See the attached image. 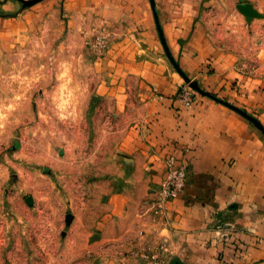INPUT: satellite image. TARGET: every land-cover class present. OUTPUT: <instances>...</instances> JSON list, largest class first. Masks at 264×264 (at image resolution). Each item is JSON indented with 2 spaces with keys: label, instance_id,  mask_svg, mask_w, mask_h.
I'll return each mask as SVG.
<instances>
[{
  "label": "crops",
  "instance_id": "crops-1",
  "mask_svg": "<svg viewBox=\"0 0 264 264\" xmlns=\"http://www.w3.org/2000/svg\"><path fill=\"white\" fill-rule=\"evenodd\" d=\"M241 3L260 16L235 14ZM154 5L180 70L264 128V59L249 61L239 41L264 23V0ZM42 32H65L92 56L83 110L92 119L93 154L82 163L92 172L80 175L79 193L66 198L71 217L61 262L147 264L140 253L166 240L169 264H264V136L185 83L166 55L150 0H0L1 60ZM101 33L106 46L96 50ZM184 84L194 93L190 106L179 98ZM170 155L186 163L187 181L153 217L149 202Z\"/></svg>",
  "mask_w": 264,
  "mask_h": 264
},
{
  "label": "rangeland",
  "instance_id": "rangeland-1",
  "mask_svg": "<svg viewBox=\"0 0 264 264\" xmlns=\"http://www.w3.org/2000/svg\"><path fill=\"white\" fill-rule=\"evenodd\" d=\"M263 31L264 23H255L239 39L252 63L264 59ZM21 43L0 58V264H63L66 198L79 193L78 177L92 172L82 165L93 154L92 119L84 113L92 56L65 32Z\"/></svg>",
  "mask_w": 264,
  "mask_h": 264
},
{
  "label": "built area",
  "instance_id": "built-area-1",
  "mask_svg": "<svg viewBox=\"0 0 264 264\" xmlns=\"http://www.w3.org/2000/svg\"><path fill=\"white\" fill-rule=\"evenodd\" d=\"M105 39L101 33L93 42L92 47L96 50H103L106 46ZM179 98L186 106H190L194 100V93L186 85L181 87ZM162 163L165 174L157 186L154 199L149 202L150 213L153 217H159L166 211V202L182 193L187 181V165L184 161L178 163L176 158L170 155L163 157ZM167 254H169V247L166 240H163L155 245L152 250L141 252L140 256L147 264H169Z\"/></svg>",
  "mask_w": 264,
  "mask_h": 264
},
{
  "label": "water",
  "instance_id": "water-1",
  "mask_svg": "<svg viewBox=\"0 0 264 264\" xmlns=\"http://www.w3.org/2000/svg\"><path fill=\"white\" fill-rule=\"evenodd\" d=\"M23 6H31L39 1H42V0H19ZM150 4H151V8H152V11H153V15H154V18H155V22H156V26H157V29H158V32H159V35H160V38H161V41L163 43V46H164V49H165V52H166V55L167 57L169 58V60L171 61V63L174 65V67L176 68V70L178 71V73L181 75V77L184 79L185 83L191 88L193 89L195 92L201 94V95H205L209 98H212L214 100H216L217 102L225 105L226 107L234 110L235 112L239 113L240 115H242L246 120H248L251 124H253L261 133L262 135L264 136V128L263 126L261 125V123L254 117L252 116L251 114L241 110L240 108L238 107H235L233 106L232 104L226 102L225 100L221 99V98H218L216 97L215 95H212L208 92H206L205 90H203L202 88L199 87V85L197 84L196 81L194 80H190L179 68L178 64L175 62V60L173 59V57L171 56L169 50L167 49V46L165 44V41L163 39V35H162V31H161V26H160V23H159V20H158V17H157V13H156V10H155V5H154V0H150ZM238 10L245 15L246 18H252V17H256L258 16L257 12L250 6L249 3H241L237 6ZM26 201L27 203H31L32 199L31 197H27L26 198ZM178 264V263H176Z\"/></svg>",
  "mask_w": 264,
  "mask_h": 264
}]
</instances>
